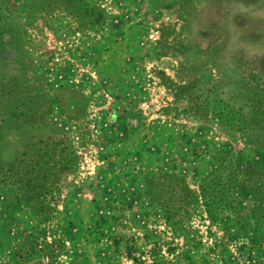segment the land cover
Segmentation results:
<instances>
[{
  "label": "rangeland",
  "instance_id": "374dc122",
  "mask_svg": "<svg viewBox=\"0 0 264 264\" xmlns=\"http://www.w3.org/2000/svg\"><path fill=\"white\" fill-rule=\"evenodd\" d=\"M86 3L102 22L58 0H0L1 155L52 135L79 156L46 223L58 264H264L226 213L211 223L189 201L171 224L159 198L172 175L198 191L220 151L264 171V0ZM35 225L24 208L0 232V264Z\"/></svg>",
  "mask_w": 264,
  "mask_h": 264
},
{
  "label": "trees",
  "instance_id": "16d2710c",
  "mask_svg": "<svg viewBox=\"0 0 264 264\" xmlns=\"http://www.w3.org/2000/svg\"><path fill=\"white\" fill-rule=\"evenodd\" d=\"M77 20L90 19L94 23L103 21L100 9L89 6L86 0H58ZM219 165H212L202 177L198 191L190 189L177 176L167 190L160 187L161 208L166 221L171 224L173 216L187 208L189 201L202 202L211 223L221 221L226 213L231 219L224 227L233 229L230 237L246 238L253 246H264V171L254 166L252 159H244L242 168L237 166L240 155L231 151H220ZM213 159H216L215 157ZM79 163L66 137L38 138L25 151L13 157L0 153V232L8 224L17 221L19 211L24 208L33 213L36 225L31 236L24 237L23 244L16 247L13 258L16 264H24L38 255L47 257L46 264H58L57 258L63 249V239L56 238L46 227L55 211L54 198L61 187V179L73 173ZM166 178V177H164ZM250 188L252 195H244ZM42 226V227H41ZM230 230V229H228ZM53 236L47 241L46 233Z\"/></svg>",
  "mask_w": 264,
  "mask_h": 264
}]
</instances>
